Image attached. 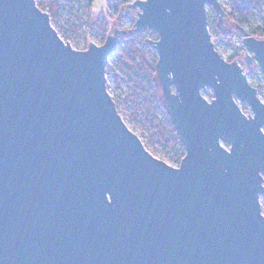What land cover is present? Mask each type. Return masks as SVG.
Returning a JSON list of instances; mask_svg holds the SVG:
<instances>
[{
  "label": "water",
  "instance_id": "obj_1",
  "mask_svg": "<svg viewBox=\"0 0 264 264\" xmlns=\"http://www.w3.org/2000/svg\"><path fill=\"white\" fill-rule=\"evenodd\" d=\"M219 0H136L185 155L172 167L120 117L106 67L127 31L77 51L36 0H0V264H264V40L216 50ZM244 65L242 67L241 65ZM245 105L247 111H242Z\"/></svg>",
  "mask_w": 264,
  "mask_h": 264
},
{
  "label": "rangeland",
  "instance_id": "obj_2",
  "mask_svg": "<svg viewBox=\"0 0 264 264\" xmlns=\"http://www.w3.org/2000/svg\"><path fill=\"white\" fill-rule=\"evenodd\" d=\"M112 1L113 0H95L91 10L92 17H100V14H106L107 36L112 35L115 28L127 31V35L120 39L118 48H127L128 38L130 36H136L144 40V42L150 47V52L147 53V57L149 62H151L152 55L157 57L156 51L151 45V42L157 40V35L150 30L134 33L133 26L137 20L139 9L130 10L126 13L128 5L136 0H130L127 5L121 7L119 4L123 0H118L114 3H112ZM230 1L231 0H219L226 14L231 10ZM58 3L59 11L57 12L56 19L53 22L52 18L50 19L52 26L65 42H68L72 48L77 51H83V48L90 43L98 46L102 45L100 41L102 34L99 31V27L89 26L83 15V7L86 4V1L58 0ZM115 5L119 8L118 15H115V11H113ZM261 11L262 12L252 10V15L247 18V24L243 27L245 31H248L251 27L261 26L264 18V0L261 2ZM207 14H209V12H207ZM223 21L228 26L232 25L233 31L231 33H221L219 28L221 37L212 35L210 30L209 33L216 50L224 59H227L232 53L233 48H238L237 39L242 37V35L240 31L234 27L228 16L224 18ZM65 33H67V37H65ZM149 40L151 42H149ZM226 41H231L232 46H227L225 44ZM245 74L249 84L258 86L260 85V81L264 83L256 63H253L250 72ZM106 79L107 90L114 102L117 103V111L128 129L138 136L144 148L150 154L168 165L176 167L171 162L170 151L165 149L155 140L156 127L153 122V115L148 109V100H146L140 92H137L139 87L136 75L134 73H129L124 69L123 64L115 53L109 58L106 67ZM258 96L264 102V95ZM158 118H160V115H158ZM260 203L264 212V197L260 198Z\"/></svg>",
  "mask_w": 264,
  "mask_h": 264
},
{
  "label": "trees",
  "instance_id": "obj_3",
  "mask_svg": "<svg viewBox=\"0 0 264 264\" xmlns=\"http://www.w3.org/2000/svg\"><path fill=\"white\" fill-rule=\"evenodd\" d=\"M38 7L47 12L52 18V22L56 19L57 12L59 11L58 0H36ZM80 2H85L83 7V15L87 20V24L91 27H99V31L102 34L100 39L103 44L107 38V20L106 14H100V17H92L91 10L93 8V3L95 0H79ZM118 0H113L112 3ZM130 0H123L119 5H127ZM262 0H231L230 6L231 10L227 13L230 21L234 26L244 27L247 24V18L252 15V10L261 11ZM115 15H118L119 8L115 5L113 7ZM208 27L210 33L216 37H221L219 31V24L214 11L208 7ZM251 36L256 39L264 40V18L262 20L261 26L251 27L248 31ZM67 37V33H65ZM227 46H232L231 41H226ZM88 48V44L83 48V51ZM244 48H233L232 53L226 59L227 62L232 63L234 61L242 62V55ZM150 52V47L144 42V40L136 37L130 36L128 38V47H119L115 51V55L120 59L125 70L129 73H134L137 77V83L142 96L148 100V109L153 115V122L156 127L155 140L159 142L165 149L170 151V159L172 164L176 167L180 165L181 160L185 155V150L183 145L180 143L177 133L171 124L167 110L163 104L161 97L160 85L156 75V62L157 57L152 55L151 62H149L147 53ZM244 67L243 63L241 65ZM252 87L256 88L258 95H264V83L260 81V85L255 86L250 84ZM117 105V103L115 102ZM243 112L247 111L245 105H240ZM160 115V118H158Z\"/></svg>",
  "mask_w": 264,
  "mask_h": 264
},
{
  "label": "built area",
  "instance_id": "obj_4",
  "mask_svg": "<svg viewBox=\"0 0 264 264\" xmlns=\"http://www.w3.org/2000/svg\"><path fill=\"white\" fill-rule=\"evenodd\" d=\"M237 40H238L237 41L238 48H244L243 43H242V37H239ZM245 53H246V51L244 50L243 56L245 55Z\"/></svg>",
  "mask_w": 264,
  "mask_h": 264
}]
</instances>
